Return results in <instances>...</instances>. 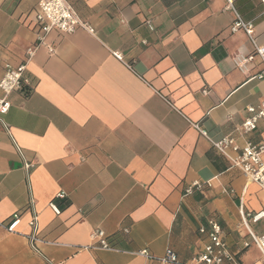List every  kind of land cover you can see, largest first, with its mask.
Masks as SVG:
<instances>
[{
  "label": "crops",
  "instance_id": "1",
  "mask_svg": "<svg viewBox=\"0 0 264 264\" xmlns=\"http://www.w3.org/2000/svg\"><path fill=\"white\" fill-rule=\"evenodd\" d=\"M39 1L0 0V78L35 42ZM69 2L94 32L52 30L55 53L37 50L30 84L10 94L3 115L0 264H162L168 249L188 261L208 242L199 228L210 219L241 264H264L254 243L244 246L240 212L264 211V189L214 145L226 135L240 146L264 143V119L238 130L247 106L264 100V81L250 78L259 60L249 75L234 65L253 46L242 30L231 32L227 1ZM234 5L264 44L261 0ZM195 180L202 187L187 194ZM94 229L115 249L84 248ZM143 248L154 257L132 253Z\"/></svg>",
  "mask_w": 264,
  "mask_h": 264
},
{
  "label": "built area",
  "instance_id": "2",
  "mask_svg": "<svg viewBox=\"0 0 264 264\" xmlns=\"http://www.w3.org/2000/svg\"><path fill=\"white\" fill-rule=\"evenodd\" d=\"M226 8L231 9L235 13V19L230 25L232 33L240 30L245 32L249 38L253 49L248 53H238L233 58L234 65L242 72L249 75L252 64L255 60H259L261 66L260 70L251 75V79H259L264 81V44L260 43L255 32V24L251 20H244L243 17L237 12L234 0H226ZM264 5V0H261ZM36 40L26 50V58L18 66H13L10 63L5 64V72L0 78V89L3 95L0 97V127L9 130L8 124L5 122L3 115L8 112L11 107L10 94L21 88L22 85H29L31 80L28 75V62L34 57L37 50L41 46H46L50 54L55 53V48L47 42L49 33L54 30H60L64 33H74L78 28H83L89 32H94V27L88 22L82 20L76 12L73 5L69 0H40L37 4L34 14ZM122 58L121 54H116ZM206 92V90H205ZM248 115L238 128L244 134L252 132L256 129L257 123L264 119V100L257 105H249L246 108ZM197 126V124H195ZM203 134L205 131L201 130ZM214 145L222 152L227 154L232 164L242 170L247 176L248 180L257 183L264 189V143L257 144L253 142H246L243 146L236 143V139L232 135H226L220 140L214 142ZM231 149L235 154L231 155L227 150ZM32 164L25 163L26 169L30 168ZM202 183L198 180L193 181L185 189L187 194L192 193L196 188H201ZM57 198H64L66 194L59 192L56 194ZM50 207L56 214L61 212L60 207L54 202L49 203ZM242 220L248 229L249 239L244 242V246L254 243L260 250L264 258V234H257L250 227L249 222H257L264 217V211L256 214H250L240 208ZM13 221L8 229L13 230L18 222V215H15ZM33 233L31 234V244L35 240V232L37 229V215L33 214L31 221ZM199 231L206 234L208 242L204 245L203 249L199 251L192 259L188 261H180L177 254L168 249L158 259L162 264H241L233 252L230 250L223 237V228L221 224L210 219L207 226H201ZM128 233V228L124 229ZM92 242L84 248L86 249H115L109 242L107 234L102 229H94L91 234ZM135 255H142L145 257H154L153 254L147 249L132 251Z\"/></svg>",
  "mask_w": 264,
  "mask_h": 264
},
{
  "label": "rangeland",
  "instance_id": "3",
  "mask_svg": "<svg viewBox=\"0 0 264 264\" xmlns=\"http://www.w3.org/2000/svg\"><path fill=\"white\" fill-rule=\"evenodd\" d=\"M250 224V227L254 230V232H256L257 234L260 233V232H264V219L257 222V223H254L252 221L249 222ZM247 239H249V235L247 236ZM252 247V251H253V254L255 255L257 250L255 248L254 245L251 246Z\"/></svg>",
  "mask_w": 264,
  "mask_h": 264
}]
</instances>
